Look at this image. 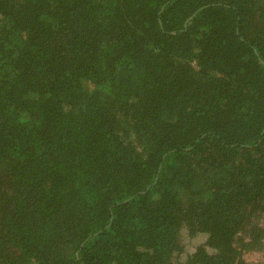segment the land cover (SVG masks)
<instances>
[{
    "label": "trees",
    "instance_id": "trees-1",
    "mask_svg": "<svg viewBox=\"0 0 264 264\" xmlns=\"http://www.w3.org/2000/svg\"><path fill=\"white\" fill-rule=\"evenodd\" d=\"M0 264H264V0H0Z\"/></svg>",
    "mask_w": 264,
    "mask_h": 264
},
{
    "label": "rangeland",
    "instance_id": "rangeland-1",
    "mask_svg": "<svg viewBox=\"0 0 264 264\" xmlns=\"http://www.w3.org/2000/svg\"><path fill=\"white\" fill-rule=\"evenodd\" d=\"M244 258L251 262V263H254V262H257V261H260L262 260V255L261 253H258V252H248V253H245L244 254Z\"/></svg>",
    "mask_w": 264,
    "mask_h": 264
}]
</instances>
